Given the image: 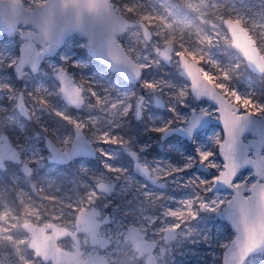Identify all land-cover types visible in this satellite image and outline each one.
Segmentation results:
<instances>
[{"label":"rangeland","instance_id":"1","mask_svg":"<svg viewBox=\"0 0 264 264\" xmlns=\"http://www.w3.org/2000/svg\"><path fill=\"white\" fill-rule=\"evenodd\" d=\"M21 1L31 10L47 0ZM112 3L120 14H132L144 21L153 34L145 41L140 29L128 28L117 37L127 55L147 71L139 85L123 86L119 74H106L99 69L86 54L87 41L80 35L67 39L55 56L46 57L45 66L37 74L26 68L18 79L13 66L23 39L18 32L0 38V134L12 136L11 142L20 151L22 162L32 167V173L27 175L20 165L8 164L2 171L8 179L0 174V264H51L33 256L28 248L30 236L20 224L55 222L72 228L76 213L90 206L98 208L102 217L109 215L110 220L101 226L100 234L111 244L100 250L89 244L86 234H81L83 256L101 251L112 264H142L130 241L124 238L129 225H136L149 239H161L164 231V253L157 252L158 264H221L223 246L234 236L229 225L216 214L226 203L228 189L212 190V180L205 175L210 172L208 164L196 157L197 150L205 153V161L207 152H216L217 138L212 132H200L191 141L177 134L161 141L160 136H155V129L183 128L190 109L217 117L216 108L206 100L196 101L189 83L178 75L180 53L198 62L203 75L241 111L249 110L239 101L250 100L255 107L250 112L264 117V99L255 90V84L264 81V76L257 77L247 68L244 59L231 47V38L223 26L224 18L240 23L264 56V0ZM19 29L32 30L22 25ZM167 43L174 45L173 57L169 64H163L155 50ZM62 56L69 62L61 63ZM60 67L84 90L85 103L80 110L70 112L61 100L59 83L53 77ZM19 91L23 92L31 115L30 131L16 110ZM154 96L165 102L163 111H154ZM141 97L145 102L144 115L137 123L143 127L145 138L137 143L138 136L120 137L114 130L131 123ZM66 122L85 130L99 151L95 163L77 161L61 168L48 162L50 153L45 148L44 135L50 136L60 149L68 150L73 133L65 129ZM212 127L213 131H221L219 125ZM135 146L142 164L150 168L164 188L145 182L133 171L125 152L135 151ZM151 147H156L157 152H149ZM189 158H193V166L181 171L190 163ZM250 171L247 169L245 175ZM101 181L112 186L110 195L98 192L96 185ZM12 192L16 200L4 202V196ZM215 197L220 198L218 204L211 203ZM203 204L218 211H208L201 207ZM168 229L176 234L172 240L165 238ZM71 243L69 238L58 242L64 249H71ZM256 264H264V260Z\"/></svg>","mask_w":264,"mask_h":264},{"label":"water","instance_id":"2","mask_svg":"<svg viewBox=\"0 0 264 264\" xmlns=\"http://www.w3.org/2000/svg\"><path fill=\"white\" fill-rule=\"evenodd\" d=\"M20 25L30 26L32 30L22 32L19 29ZM223 25L231 38L232 48L244 59L247 68L257 76H263L264 56L260 53L249 32L240 23L230 18L224 19ZM128 28H140L147 40L151 38L152 32L145 22L127 19L118 13L111 0H47L43 4L34 6L31 10L25 8L21 0H14V6L12 0H2L0 3V34L13 36L15 32H18L23 39L19 47V58L14 66L17 78L22 77L25 68H29L34 74L37 73L45 56H54L62 48L67 38L73 34H81L88 42L86 50L90 57L98 60L108 69L119 72L128 83H137L141 80L143 71L116 40V35L124 33ZM53 40L57 42L51 46ZM172 49V44L168 43L165 48L159 51L163 62L170 61ZM179 65L178 73L190 83V92L195 99L205 98L217 108L216 113L220 112L222 107L232 109L234 115L239 119L240 127L250 134V140L245 142L241 137V143L236 145L237 159L240 158L242 151H250L255 156L261 149H264V117L250 111L241 112L240 106L228 99L214 83L203 75L200 65L185 54L179 55ZM54 78L59 83L62 100L67 105L80 109L84 103L83 89L76 84L69 72L64 68H59L54 74ZM201 88L209 89L213 95L202 94ZM155 104L164 107L157 97H155ZM16 109L26 118H30L22 92L17 95ZM139 113L138 108V116ZM193 115L200 117V120L191 136L182 131L183 128L175 127L166 129L162 138L165 140L169 135L175 133L191 141L193 136L201 132V129L206 125L214 124L219 125L221 129L224 128L222 119H213L209 115L202 112L196 113L194 110H191L187 122H191ZM74 130L75 136L70 150L60 149L54 141L46 137V147L50 153L49 162L68 164L78 157H96V149L83 130L78 126H75ZM132 158L135 160L134 170L143 178L155 182V178L150 177L149 169L140 165L134 155ZM6 160L19 162L21 156L19 150L10 142L9 137L2 135L0 136V167H4ZM23 169L28 174L32 171L27 163L23 164ZM101 185H104L105 188H101ZM216 189L227 188L213 184L212 190ZM97 190L107 195L112 193V187L104 181L97 184ZM226 207L225 203L216 214L219 219L229 225L234 233L231 242L236 236V231L225 212ZM99 216L100 210L95 206L78 211L75 216V231L55 222L36 224L24 221L20 227L30 236L28 248L33 251V256L39 257L43 263L110 264L108 259L97 251L84 259L80 239L77 236L78 233H85L90 245L99 246L102 249L109 245L110 240L100 234V227L109 221V216L105 215L102 219H99ZM144 236L145 233L134 226H129L128 232L124 235L131 241L132 248L139 251V256L148 253L145 264H154L151 263V258L156 241H148ZM64 237L72 239V250L63 249L58 245V241ZM175 237L173 229L166 231V239L172 240ZM224 253L225 248L222 251L221 264H223ZM236 264H239L238 257Z\"/></svg>","mask_w":264,"mask_h":264},{"label":"snow or ice","instance_id":"3","mask_svg":"<svg viewBox=\"0 0 264 264\" xmlns=\"http://www.w3.org/2000/svg\"><path fill=\"white\" fill-rule=\"evenodd\" d=\"M12 3L14 6V0ZM56 42L53 40L51 46H54ZM60 59L61 63L69 62L63 56ZM9 67L12 65L9 64ZM200 92L209 96L213 95L206 88H201ZM239 102L246 110L255 111L250 100L245 99ZM217 116L224 123V128L220 132L213 131L212 125H206L201 129L204 135L212 132L217 138V151L207 152L206 161L203 159L205 153L199 150H197L196 157L200 158L202 163L208 164L210 172H206L205 175L210 176L212 183L228 189V195L225 197L227 204L225 212L232 222L236 236L230 243L223 246L225 248L223 264H236L237 257L239 264H246V262L247 264H256L258 260H264V149H261L255 156L250 151H242L240 158L237 159L236 145L241 143V137L247 142L251 136L240 127L239 119L234 115L232 109L222 107ZM199 120L200 117L193 115L191 122H186L187 126L182 131L191 136ZM155 131L164 133L166 129L156 128ZM246 137L248 138L246 139ZM219 141H223V143H219ZM192 160L193 158H189L190 163L180 170L184 171L188 167H192ZM249 168L251 171L245 175V171ZM100 187L105 188L104 185ZM219 202V197H215L211 201L212 204ZM201 207L207 208L208 211H218L217 208L209 207L208 204H203ZM172 215H176V213H172Z\"/></svg>","mask_w":264,"mask_h":264},{"label":"flooded vegetation","instance_id":"4","mask_svg":"<svg viewBox=\"0 0 264 264\" xmlns=\"http://www.w3.org/2000/svg\"><path fill=\"white\" fill-rule=\"evenodd\" d=\"M112 1V0H111ZM118 1V0H117ZM117 10V9H116ZM119 13V12H118ZM122 15V14H121ZM124 16V15H123ZM127 19H129V20H136V21H142V20H139L137 17H135L134 15H132V14H130V15H127V16H125ZM224 19H226V18H224ZM223 19V20H224ZM144 22V21H143ZM146 24V23H145ZM147 25V24H146ZM224 26V25H223ZM149 28V27H148ZM138 29H140V28H138ZM150 29V28H149ZM226 29V28H225ZM127 30V29H126ZM125 30V31H126ZM124 31V32H125ZM152 32V31H151ZM75 35H80L81 36V34H73L72 36H70L69 38H71V37H73V36H75ZM121 35H123V33L122 34H118V35H116V40H117V37L118 36H121ZM143 35V34H142ZM5 36H7L6 34H0V38H5ZM9 37V36H8ZM82 38H84L83 36H81ZM143 37H144V35H143ZM153 37V34H151V38ZM251 37V36H250ZM69 38H67V39H69ZM150 38V39H151ZM252 38V37H251ZM66 39V40H67ZM85 39V38H84ZM144 39H145V41H149V40H147L145 37H144ZM253 39V38H252ZM86 40V39H85ZM254 40V39H253ZM87 41V40H86ZM255 41V40H254ZM118 42V41H117ZM88 43V42H87ZM120 44V43H119ZM168 44V43H167ZM167 44H165L162 48H165V46L167 45ZM172 44V43H171ZM255 44H256V42H255ZM21 45V44H20ZM121 45V44H120ZM86 46H87V44L85 45V48H84V50L86 51V54L88 55V53H87V50H86ZM172 46H173V49H172V52H171V59H170V61L168 62V63H166V62H163V60H162V58L160 57V54H159V51L162 49V48H159V49H156L155 50V52H156V54H158V56H159V58L161 59V61H162V63L163 64H169L170 62H171V60H172V57H173V50H174V45L172 44ZM257 46V45H256ZM20 47V46H19ZM63 47V46H62ZM232 47V46H231ZM39 48V47H38ZM124 48V47H123ZM62 49V48H61ZM60 49V50H61ZM125 49V48H124ZM59 50V51H60ZM58 51V52H59ZM126 51V50H125ZM57 52V53H58ZM56 53V54H57ZM55 54V55H56ZM127 54V53H126ZM180 54H183V53H180ZM179 54V55H180ZM54 55V56H55ZM179 55H178V62H179ZM89 56V55H88ZM187 56V55H186ZM46 57H53V56H45L44 57V59L46 58ZM90 57V56H89ZM188 57V56H187ZM18 58H19V55H18ZM91 59V61L99 68V69H101V70H103V71H105L106 72V74L107 73H110L111 71L112 72H115V73H117V74H119L120 76H121V74L119 73V72H116V71H114V70H111V69H108L106 66H104L101 62H99L98 60H96V59H93L92 57H90ZM189 58V57H188ZM44 59H43V61H44ZM189 59H191V58H189ZM18 60V59H17ZM43 61L41 62V64H40V67H39V70L41 69V67H44L45 66V64L43 63ZM17 62V61H16ZM198 63V62H197ZM138 64V63H137ZM199 64V63H198ZM200 65V64H199ZM14 66H15V64H14ZM14 66H13V70H14ZM201 67V66H200ZM60 68H63V67H60ZM26 69V68H25ZM30 72H31V70L29 69V68H27ZM65 69V68H64ZM142 69V68H141ZM39 70H38V72H39ZM179 70H180V65H179ZM178 70V71H179ZM202 70V69H201ZM25 71V70H24ZM142 71H143V74H142V78H141V80L139 81V82H137V83H134V84H132V83H128L122 76H121V78H122V80L119 82L121 85H123V86H135V85H139L140 84V82L142 81V79L145 77V75L147 74V71L146 70H143L142 69ZM37 72V73H38ZM32 73V72H31ZM37 73H35V74H37ZM56 73V72H55ZM54 73V74H55ZM253 73V72H252ZM16 74V73H15ZM32 74H34V73H32ZM54 74H53V77H54ZM70 74V73H69ZM71 75V74H70ZM178 75H179V73H178ZM253 75H255V76H257L255 73H253ZM72 76V75H71ZM180 76V75H179ZM264 76V75H263ZM73 77V76H72ZM181 77V76H180ZM257 77H259V76H257ZM262 77V76H261ZM17 78V77H16ZM74 78V77H73ZM183 80H185L183 77H181ZM18 79H20V78H18ZM55 79V78H54ZM56 80V79H55ZM75 80V79H74ZM57 81V80H56ZM186 81V80H185ZM58 82V81H57ZM186 82H188V81H186ZM189 83V82H188ZM77 84V83H76ZM218 88V87H217ZM83 89V88H82ZM106 90V89H105ZM189 90H190V83H189ZM19 92H22V91H19ZM18 92V93H19ZM191 93V92H190ZM18 95V94H17ZM192 95V94H191ZM225 95V94H224ZM226 96V95H225ZM22 97H23V92H22ZM83 97H84V90H83ZM155 97H157L158 99H160L161 100V102L164 104V107H160V106H157L156 104H155ZM193 97V96H192ZM227 97V96H226ZM194 98V97H193ZM228 98V97H227ZM195 99V98H194ZM229 99V98H228ZM24 100V99H23ZM61 100H62V98H61ZM196 101H201V100H206L205 98H203V99H201V100H197V99H195ZM63 101V100H62ZM207 101V100H206ZM64 102V101H63ZM208 102V101H207ZM25 103V102H24ZM65 103V102H64ZM84 103H85V99H84ZM84 103H83V105H82V107L80 108V109H82L83 108V106H84ZM210 103V102H209ZM66 104V103H65ZM153 107H154V111L155 112H160V111H163V109L166 107L165 106V102L163 101V99L162 98H160V97H158V96H154V98H153ZM212 104V103H211ZM26 105V104H25ZM67 105V104H66ZM144 105H145V102H144V98L143 97H141L138 101H137V103H136V105H135V118L133 117V119H131V123H129L127 126H125V125H122V126H120L119 128H117V129H115L114 130V133L116 134V133H118L119 134V136L120 137H130V136H133V135H135V136H138V140H137V143H141V142H143V140H144V138H145V136L143 135L144 133H143V127H140V125L137 123L138 121L137 120H141L142 118H143V112H144ZM213 105V104H212ZM68 106V108H69V111L70 112H74L75 110H80V109H76V108H74V107H72V106H70V105H67ZM214 106V105H213ZM239 106V105H238ZM215 107V106H214ZM138 108H139V111H140V115L138 116L137 115V112H138ZM216 108V107H215ZM241 109V108H240ZM17 110V109H16ZM28 110V109H27ZM191 110H194L196 113H198V112H202V111H196L195 109H190V111H189V115L191 114ZM216 110H217V108H216ZM18 111V110H17ZM19 112V111H18ZM241 112H244V111H241ZM29 113V112H28ZM202 113H204V112H202ZM19 114L26 120L25 121V123H29V124H31L30 122H29V120L31 119V115H30V113H29V115H30V118H26L25 116H23L20 112H19ZM204 114H206V115H209V114H207V113H204ZM189 115H188V117H189ZM216 115H217V113H216ZM210 116V115H209ZM188 117H187V120H188ZM211 118H213V119H217L218 118V116L217 117H212V116H210ZM187 122V121H186ZM35 123H33L32 125H34ZM212 125H214V124H212ZM75 126H78V125H74V124H71V123H68V122H66L65 123V129H68V130H70V132H72L73 133V138H74V136H75V130H74V127ZM185 126H186V124H185ZM185 126L183 127V128H185ZM34 127L36 128L37 126H35L34 125ZM78 127H80V126H78ZM180 127V126H179ZM81 129H82V127H80ZM169 128H175V127H169ZM182 128V127H181ZM166 129H168V128H166ZM83 130V129H82ZM222 130V129H221ZM83 132H84V134H85V136H86V133H85V130H83ZM198 133H200V132H198ZM163 134L164 133H156L155 134V136H160V140L161 141H164V139L162 138V136H163ZM175 134V133H174ZM174 134H171V135H174ZM197 134V133H196ZM2 135H7L8 137H9V139H10V142H11V138H12V136L10 137L8 134H0V136H2ZM146 135V134H145ZM171 135H169L168 137H170ZM177 135H179V134H177ZM144 136V137H143ZM46 137H49L51 140H52V138L50 137V136H48V135H44V145H45V148L47 149V147H46V142H45V139H46ZM87 137V136H86ZM167 137V138H168ZM194 137V136H193ZM88 138V137H87ZM166 138V139H167ZM89 139V138H88ZM165 139V140H166ZM186 139V138H185ZM193 139V138H192ZM90 140V139H89ZM187 140V139H186ZM53 141V140H52ZM72 141H73V139H72ZM72 141H71V143H72ZM91 141V140H90ZM188 141V140H187ZM12 143V142H11ZM91 143H92V141H91ZM12 145H13V143H12ZM57 145V144H56ZM92 145L94 146V144L92 143ZM132 145H136V143L135 142H132ZM95 147V146H94ZM16 148V147H15ZM70 148H71V144H70ZM70 148L68 149V150H70ZM135 149V151H131V150H127L126 152H125V155L132 161V169H133V171L138 175V176H140L145 182H147V183H150V184H153V185H155V186H157V187H160V188H164V184L163 183H161L160 182V180L156 177V176H154L153 174H152V172H151V170H150V168H148L146 165H144V164H142V162H141V160H140V158H139V154H138V152H137V146H135L134 147ZM17 149V148H16ZM95 149H96V157L95 158H89V157H87V156H84V157H78V158H76V159H74L73 161H71V162H69L68 164H57V163H54V162H49V163H51V164H53V165H56V166H59V167H61V168H64V166H68V165H74L77 161H85L86 162V164H92V163H95L96 162V159L97 158H99L98 156H99V151H98V149L95 147ZM47 151H48V149H47ZM149 152H151V153H154V152H157V148L156 147H151L149 150H148ZM20 152V151H19ZM49 152V151H48ZM132 155H134L135 156V158H136V161L140 164V165H142V166H144V167H146V168H148L149 169V171H150V177H153V178H155V182H152V181H150L149 179H146V178H143L138 172H136L135 170H134V168H133V166H134V163H135V160L132 158ZM20 156H21V153H20ZM47 160H48V158H47ZM8 164H15V166H21V168L23 169V164H25V163H23L22 162V158H21V161H19V162H13V161H8V160H6V161H4V167H0V174H2L3 175V177L5 178V179H8V175H6V173H4V172H2V171H4V170H6L7 169V167H8ZM28 164V163H27ZM30 166V165H29ZM31 167V166H30ZM31 170H32V167H31ZM23 171L25 172V170L23 169ZM26 173V172H25ZM31 173H32V171H31ZM30 173V174H31ZM27 175H30V174H28V173H26ZM112 187V186H111ZM96 188H97V185H96ZM112 191H113V189H112ZM99 192V191H98ZM101 193V192H100ZM91 207V206H90ZM89 207V208H90ZM88 208V209H89ZM86 210V209H85ZM108 215V214H107ZM76 216V215H75ZM109 216V215H108ZM104 217V216H103ZM102 217V214H101V212H100V216H99V219H102L103 218ZM109 220H110V217H109ZM24 222V221H23ZM32 222V221H31ZM109 222V221H108ZM107 222V223H108ZM34 223V222H33ZM106 223V224H107ZM37 224V223H36ZM104 225V224H103ZM129 226H134V227H136L139 231H141V232H143V233H145V236H144V238L146 239V240H148V241H156V245H155V247H154V249H153V251H152V258H151V263H154V264H158V259H157V252L159 251L161 254H163L164 253V247L162 246L163 244H164V231H163V233H162V238L161 239H149L148 237H147V233L146 232H144V231H142V230H140L136 225H129ZM128 226V227H129ZM66 227V226H65ZM128 227H127V232H128ZM68 229H70L71 231H75V219H74V223H73V226H72V228H69V227H67ZM101 228V227H100ZM126 232V233H127ZM175 233V232H174ZM81 234H85V233H78L77 234V236H78V238L80 239V235ZM166 234V233H165ZM29 235V234H28ZM125 235V234H124ZM176 235V234H175ZM64 238H69L71 241H72V239L70 238V237H64ZM64 238H62V239H64ZM87 238H88V236H87ZM125 238V237H124ZM126 239V238H125ZM61 240V239H60ZM59 240V241H60ZM110 240V239H109ZM128 240V239H127ZM58 241V242H59ZM89 241V240H88ZM130 241V240H129ZM73 243V242H72ZM72 243H71V245H72ZM130 243H131V241H130ZM90 244V243H89ZM110 244H111V241H110V243H109V245H107L105 248H107L108 246H110ZM59 245V244H58ZM131 246H132V243H131ZM80 247H81V240H80ZM99 247V246H98ZM62 248V247H61ZM100 248V247H99ZM105 248H100V250H104ZM64 249V248H63ZM82 249V248H81ZM133 249V248H132ZM68 250H72V247H71V249H68ZM134 250V249H133ZM134 251H136V256H137V258H139L140 260H141V262H142V264H145V259H146V257L148 256V253H143L141 256H139L138 255V253H139V251L138 250H134ZM96 252V251H95ZM97 252H101V251H97ZM94 253V252H93ZM92 253V254H93ZM91 254V255H92ZM102 254V253H101ZM90 255V256H91ZM103 255V254H102ZM90 256H88V257H90ZM84 257V256H83ZM88 257H84V259H86V258H88ZM106 257V256H105ZM39 258V257H38ZM40 259V258H39ZM41 260V259H40ZM108 262L110 263V264H112V262L110 261V260H108ZM49 263V262H48ZM51 263V262H50Z\"/></svg>","mask_w":264,"mask_h":264},{"label":"trees","instance_id":"5","mask_svg":"<svg viewBox=\"0 0 264 264\" xmlns=\"http://www.w3.org/2000/svg\"><path fill=\"white\" fill-rule=\"evenodd\" d=\"M253 77H255V76H253ZM255 80L259 81L258 79H255ZM255 90L258 92L259 97L261 99H264V81H259L258 83H256L255 84ZM26 129L28 131H30V127H29L28 123H26ZM4 197H5V198H3L5 200L4 202L8 201V203H9V201H14L17 198V196L14 192L6 194ZM1 202H2V200H1Z\"/></svg>","mask_w":264,"mask_h":264},{"label":"bare ground","instance_id":"6","mask_svg":"<svg viewBox=\"0 0 264 264\" xmlns=\"http://www.w3.org/2000/svg\"><path fill=\"white\" fill-rule=\"evenodd\" d=\"M212 207V206H211ZM175 210L173 209V212H174Z\"/></svg>","mask_w":264,"mask_h":264}]
</instances>
